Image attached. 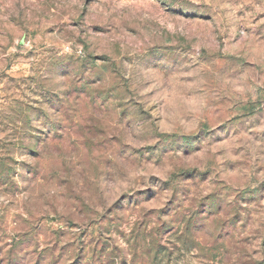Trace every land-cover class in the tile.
I'll return each instance as SVG.
<instances>
[{
    "label": "rangeland",
    "instance_id": "obj_1",
    "mask_svg": "<svg viewBox=\"0 0 264 264\" xmlns=\"http://www.w3.org/2000/svg\"><path fill=\"white\" fill-rule=\"evenodd\" d=\"M0 264H264V0H0Z\"/></svg>",
    "mask_w": 264,
    "mask_h": 264
}]
</instances>
